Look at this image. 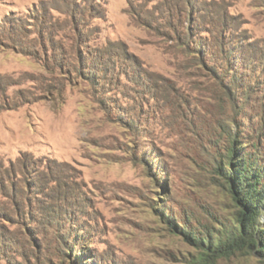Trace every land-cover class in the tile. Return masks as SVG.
Here are the masks:
<instances>
[{
    "label": "rangeland",
    "instance_id": "374dc122",
    "mask_svg": "<svg viewBox=\"0 0 264 264\" xmlns=\"http://www.w3.org/2000/svg\"><path fill=\"white\" fill-rule=\"evenodd\" d=\"M161 1L0 0V264H210L166 215L230 224L217 166L232 140L264 167V0H201L229 18L236 67L129 14ZM109 44L124 58L104 68ZM23 154L64 200L34 190Z\"/></svg>",
    "mask_w": 264,
    "mask_h": 264
},
{
    "label": "trees",
    "instance_id": "16d2710c",
    "mask_svg": "<svg viewBox=\"0 0 264 264\" xmlns=\"http://www.w3.org/2000/svg\"><path fill=\"white\" fill-rule=\"evenodd\" d=\"M130 9L129 14L136 24L153 33L170 34L177 44L186 47L191 53L198 54L200 58L204 56L209 58L216 50L219 52L218 55L221 54L225 58L226 63L231 64L230 59H233V63H235L233 66L236 67V59L229 58L232 51H226L229 48V43H225L228 37L227 31L232 30L229 18L226 17L224 10L217 5L201 0H163L149 9L143 3L132 5ZM246 47L249 48L250 45L248 44ZM122 49H114V46L109 44L102 50L106 51L105 58L101 62L102 67L106 66L104 68H107L111 65L112 57L124 58ZM244 51L248 54V51L246 52L245 49ZM259 52L264 56V47L263 51L257 50L258 54ZM96 53H99V50ZM249 58L252 59V57ZM200 61L202 62V59ZM233 76L234 79L231 83L234 86L238 85V76L236 74ZM234 109L235 113H238L235 107ZM235 145L236 140H232L222 157V163L217 166V172L221 173L223 182L227 184L230 198L236 209L229 219L230 224L222 225L220 229L210 226L204 231L196 233L193 230H187L188 226L179 228L170 215H166L167 221L173 229L181 232L195 248L201 250L200 259L203 262L214 264L217 259L242 253L250 255L264 264V167L258 161L257 154H251L248 150H243L242 147ZM17 163L21 174L28 173L34 176L36 179L34 190L38 194L42 193L51 198L50 200L56 194L58 197L55 200H64V195L56 192L60 180L55 174L51 172L49 178H44L39 172L34 173V162L25 154L18 158ZM50 182L55 183V189L54 186H48ZM157 198L159 203L164 202L160 197ZM153 204L157 205L156 200L153 201ZM152 210L157 211V208L153 207Z\"/></svg>",
    "mask_w": 264,
    "mask_h": 264
}]
</instances>
